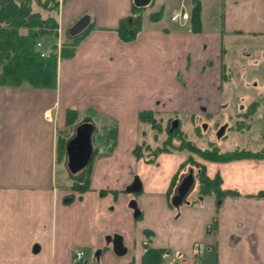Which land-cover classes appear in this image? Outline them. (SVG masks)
<instances>
[{"label": "crops", "instance_id": "0c3cea01", "mask_svg": "<svg viewBox=\"0 0 264 264\" xmlns=\"http://www.w3.org/2000/svg\"><path fill=\"white\" fill-rule=\"evenodd\" d=\"M190 1L180 0L165 22L162 2L145 24L142 6L140 30L123 40L117 28L132 14L134 0H62L56 44L65 42L67 28L83 14L90 24L73 53L58 59L55 87L0 86V264H97L99 248L98 264H144V242L161 251L163 263L264 264V142L246 148L261 157L204 161L206 175H218L221 188L236 194L200 196L196 186L178 207L170 202L178 150L147 158L134 153L138 145H148L141 150L146 153L154 148L146 142L149 124L141 112H226L235 90L231 75L221 71L228 49L241 48L244 39L264 41V0H215L213 15L220 20L214 26L206 25L203 0L198 21L191 20ZM180 10L188 18L171 21ZM69 109L77 113L75 125L89 119L95 127L100 119L109 132L108 150L93 148L88 166L67 182L57 169L64 161L69 173L65 142L75 127L67 136ZM135 175L141 190L126 192ZM131 200L140 211L136 218ZM114 234L122 236V255L105 241ZM75 249L83 251L76 261Z\"/></svg>", "mask_w": 264, "mask_h": 264}, {"label": "trees", "instance_id": "16d2710c", "mask_svg": "<svg viewBox=\"0 0 264 264\" xmlns=\"http://www.w3.org/2000/svg\"><path fill=\"white\" fill-rule=\"evenodd\" d=\"M61 2L62 0H0V86L55 87L58 59L73 53L79 37L69 38L68 41L61 44L59 50H56L55 41L52 42V52L48 56L43 57L40 56L41 49L36 47V43L37 41L43 42L44 37L56 36L58 25L57 11ZM141 8L142 6L133 4L132 14L120 20L117 32L121 39L131 40L136 37L140 30L141 20L138 12ZM199 10V0H194V5L190 12L191 20L198 21ZM152 116L153 113L151 111L140 113V119L155 128L156 122L152 119ZM66 117L67 124L70 125L75 122L77 113L75 110L69 109ZM177 128L178 126L171 131L169 130L168 135L172 136L174 131L178 130ZM115 134V129L112 128L109 134V150L112 148ZM63 145L64 142L61 141V149H63ZM165 146L164 149L159 148L152 151V155L154 156L161 151H181L183 149L189 150L199 158L215 161L263 155V152H251L243 149L219 153L216 149H200L189 143V141L181 142L178 146L171 145V148H168L167 145ZM141 150V145L134 148V153L137 157L142 155ZM147 160L152 161V159ZM187 167L195 169L194 173L198 185L197 192L200 196L214 194L218 198H223L227 195L236 194L232 190L221 188V180L218 175L214 177L207 176L203 164L196 161V157L194 158L191 154L186 156L180 165L173 184L177 179L178 173ZM81 184V188L86 185L85 182ZM76 186L80 187V185ZM143 244L145 248L143 254L144 264H158L161 262V251L151 248L147 242Z\"/></svg>", "mask_w": 264, "mask_h": 264}, {"label": "rangeland", "instance_id": "374dc122", "mask_svg": "<svg viewBox=\"0 0 264 264\" xmlns=\"http://www.w3.org/2000/svg\"><path fill=\"white\" fill-rule=\"evenodd\" d=\"M154 1V3L150 2L146 4L145 8L140 11L144 24L149 22L147 18L150 17L149 13L159 8V2H162L164 7L163 22H165L166 13H169V10L177 8L180 5V0ZM189 2L191 1L189 0ZM214 2L215 0H203L201 2L207 12L206 18H204L207 26H214L220 20L219 15H213L217 7L214 5ZM60 4L58 6L57 19L59 17ZM68 39L66 36L64 41L66 42ZM42 41L45 45H50L55 41V37H44ZM262 41L263 38H260L257 43L251 45L253 43L252 40L250 42L244 39L242 41L244 45L241 48L237 43L235 47L228 49L224 59V69L221 71L228 77L231 75V82L229 81L230 87L237 91L233 90L232 94L226 99L228 106H230L226 112L220 110L219 114L208 115L207 113H200L193 114L192 116L186 114L176 115L177 113L169 114V116L153 114L152 119L155 120L156 127L152 128L150 125H144L146 142H150L152 147H154L151 148L153 149L152 151L159 148L164 149L165 145L168 148H171V145L178 146L181 142L185 143V141H189V143L194 144L200 149H216L219 153L234 151V149L240 150L242 147H244L243 150H246V148L251 150L259 148V145H262L264 142V59L261 57L262 54H260V47L264 49V41ZM231 56L232 59L229 60ZM254 60H257V62H251ZM242 96H246V99H241ZM241 106L245 109L242 110ZM172 120L178 121V130L174 131L172 136H170L168 132L170 121ZM109 124L113 123L109 121ZM223 124H226L227 127L224 135L219 138L217 137V131ZM74 125L73 123L65 129L67 136L72 133ZM204 125L205 127H203ZM108 132L109 130L106 125H103L101 120L97 119L91 136L94 149L97 148L98 151L103 150L104 153L108 150L106 144ZM148 151V153L142 151V155L145 158L152 156L151 150L149 149ZM175 153L182 156L179 167L189 154L194 158L196 157V161L201 164L207 161L197 157L186 149L175 151ZM242 158H254V156H244ZM57 173H59V176L64 175L65 178L67 177V182H70L69 177H73V175L67 174L64 161L58 164ZM74 177L77 176L74 175ZM85 258L88 262L92 261L93 253L86 252Z\"/></svg>", "mask_w": 264, "mask_h": 264}, {"label": "water", "instance_id": "95a60500", "mask_svg": "<svg viewBox=\"0 0 264 264\" xmlns=\"http://www.w3.org/2000/svg\"><path fill=\"white\" fill-rule=\"evenodd\" d=\"M149 0H134V4L137 6H144ZM90 24V15L85 13L74 21L66 30V35L69 38L77 37L84 32ZM177 126V121H172V128ZM205 127V125L203 126ZM226 124H223L217 131V137H221L224 134ZM94 131V124L89 119H83L81 122L75 125L73 134L65 142V154H66V167L70 174L74 175L82 171L89 164L92 155L93 147L91 142V135ZM194 177L192 170L189 169L188 173L182 178L177 187L174 190L173 195L170 198V202L174 207H178L186 201V196L193 187ZM141 190V182L138 176H134L132 182L125 188L126 192L135 193ZM129 207L132 209V216L138 217L140 211L137 207L136 201L131 200ZM106 241L111 243L112 251L116 255H122L126 252V248L123 244L122 236L114 234L112 236H106ZM100 250L97 249L94 253L96 260L99 259Z\"/></svg>", "mask_w": 264, "mask_h": 264}, {"label": "flooded vegetation", "instance_id": "af4514ba", "mask_svg": "<svg viewBox=\"0 0 264 264\" xmlns=\"http://www.w3.org/2000/svg\"><path fill=\"white\" fill-rule=\"evenodd\" d=\"M173 121V120H172ZM172 121H170V131L172 130V129H174V128H176L177 126H178V123H177V126L176 127H174V128H172ZM178 122V121H177ZM226 129V128H225ZM149 146H145L144 145V147L143 148H148ZM150 148V147H149ZM189 169H191L192 170V173H193V177H194V182H193V187H192V189H191V191L188 193V195L192 192V190L194 189H196L195 187L197 186V188H198V185H197V182L195 181V179H196V176H195V173H194V170H193V168L192 167H187V168H185V170H182V171H180L179 173H178V175H177V179L175 180V183L172 185V194H171V196L173 195V193H174V190H175V188L177 187V185L179 184V182L182 180V178L188 173V171H189ZM188 195L186 196V201L188 202V200H187V197H188ZM187 202H184V203H187ZM183 204V203H182ZM180 206V205H179ZM105 241H106V239H105ZM106 243L108 244V243H110V242H107L106 241ZM125 246V245H124ZM111 248H112V246H111ZM126 248V247H125ZM97 250V249H96ZM95 250V251H96ZM99 250H100V252H99V255H100V253H101V249L99 248ZM95 253V252H94ZM94 257H95V255H94ZM95 260H96V258H95ZM96 262H97V264H98V261L96 260ZM173 262V264H177L176 262H174V261H172ZM158 264H163V262L161 261V262H159Z\"/></svg>", "mask_w": 264, "mask_h": 264}, {"label": "built area", "instance_id": "2783aa9c", "mask_svg": "<svg viewBox=\"0 0 264 264\" xmlns=\"http://www.w3.org/2000/svg\"><path fill=\"white\" fill-rule=\"evenodd\" d=\"M187 18H188V13L186 11H179V12L173 13L171 16V19L174 21H179V20L185 21ZM37 46H40L39 42H37ZM48 55H49V52L47 51L40 52V56L42 57L48 56ZM73 256H74V261L78 260L82 256V251L75 249ZM169 264H173V262H169Z\"/></svg>", "mask_w": 264, "mask_h": 264}]
</instances>
